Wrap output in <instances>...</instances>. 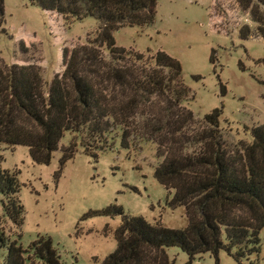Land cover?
Wrapping results in <instances>:
<instances>
[{
	"label": "trees",
	"instance_id": "trees-1",
	"mask_svg": "<svg viewBox=\"0 0 264 264\" xmlns=\"http://www.w3.org/2000/svg\"><path fill=\"white\" fill-rule=\"evenodd\" d=\"M156 1L29 0L63 20L92 17L97 27L92 39L61 48L62 71L47 84L38 66L5 65L0 59V144L25 146L32 163L47 165L65 132L75 135L83 154L93 159L115 136L123 149L151 142L158 159L153 177L172 190L167 206L182 207L186 224L169 229L116 206L90 210L80 219L120 217L114 250L99 264H172L164 252L168 247L184 252L185 264L203 253L216 264L219 251L240 262L260 252L264 124L249 130V143H227L219 127L220 109L198 119L184 106L192 96L174 58L160 50L139 53L114 45L112 34L118 29L153 22ZM1 22L2 0L0 32ZM207 22L212 33L235 31L239 40L264 39V0H210ZM77 145L60 149L59 165L72 158ZM18 191L15 174L0 167L2 213L17 231L9 240L0 229L1 264H60L48 237L37 236L25 249L18 243L23 220Z\"/></svg>",
	"mask_w": 264,
	"mask_h": 264
},
{
	"label": "rangeland",
	"instance_id": "rangeland-1",
	"mask_svg": "<svg viewBox=\"0 0 264 264\" xmlns=\"http://www.w3.org/2000/svg\"><path fill=\"white\" fill-rule=\"evenodd\" d=\"M209 2L157 0L153 22L118 29L112 34L114 45L139 53L160 50L174 58L192 96L184 106L198 119L220 109L219 127L226 142L249 143V130L264 124V39L239 40L235 31L210 32ZM247 23L254 28L253 23ZM96 27L92 17L63 20L29 0H2L0 59L5 65L38 66L47 84L62 71L61 48L70 49L92 39ZM71 143L77 145V137L65 132L47 165L32 163L25 146L0 144V167L14 173L19 184L23 220L18 243L23 249L37 236H44L51 240L60 264H99L114 250L113 232L120 217H80L110 206L148 223L159 220L169 229L184 228L183 208L167 206L173 192L153 177L158 159L151 142L123 149L115 136L102 152L92 151L96 152L95 159L83 154L77 145L72 158L59 165L60 149ZM0 229L9 240L15 239L17 231L4 217L1 203ZM258 238L259 254L236 262L219 251L216 264H261L264 227ZM164 252L172 264L187 261L177 247L165 248ZM4 255L5 248L1 247L0 264ZM191 264H215V260L203 253Z\"/></svg>",
	"mask_w": 264,
	"mask_h": 264
}]
</instances>
